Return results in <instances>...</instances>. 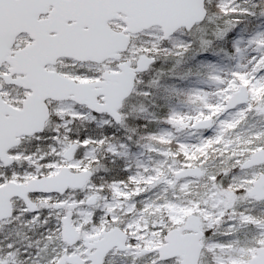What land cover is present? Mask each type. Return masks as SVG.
I'll return each mask as SVG.
<instances>
[{"label": "snow or ice", "instance_id": "6c2138e0", "mask_svg": "<svg viewBox=\"0 0 264 264\" xmlns=\"http://www.w3.org/2000/svg\"><path fill=\"white\" fill-rule=\"evenodd\" d=\"M257 10L264 0H0V264H264V132L243 157L230 135L264 115L240 86L264 88V32L230 80L208 63L244 55L229 33ZM184 58L212 70L219 100L194 90L196 114L163 122L214 134L146 133L140 147L163 159L121 168L145 101L178 91L141 75Z\"/></svg>", "mask_w": 264, "mask_h": 264}, {"label": "rangeland", "instance_id": "374dc122", "mask_svg": "<svg viewBox=\"0 0 264 264\" xmlns=\"http://www.w3.org/2000/svg\"><path fill=\"white\" fill-rule=\"evenodd\" d=\"M238 3L243 5L244 0H238ZM255 16H252L254 18V22L252 23H254L255 25L251 26V28L243 25L246 23V18H243L241 23L236 25L232 30V32L229 33V36H232L233 32L235 33V35L233 36L232 43L238 44L242 49H244L245 50L244 55L234 56L230 58L228 56L221 54L220 56H218L217 60L208 62V63L216 64L218 68L221 69V71H218L215 74L220 75L225 80L231 79L232 72L237 70V63H239L241 67H243L249 62L250 55L255 54L254 49L248 47L247 41L248 39L251 38V36H254L256 33L264 32V16L263 19L260 20H257ZM260 16L262 18V15ZM229 51H231V48H229ZM160 63L161 60H157L153 71L141 75V79L144 81L145 86L149 85V82L156 77L157 75L156 72L157 69L159 68ZM204 68L205 71L200 73L199 75L200 78L197 83H190L191 79H187L183 84L176 83L172 85V87L178 89V91L175 93L178 94L177 101H181V102L176 106H174L173 108H171L170 110H175L179 113L187 114L189 116L195 115L199 108V105L190 102L188 99V94L197 89H203L204 91H206L209 94L208 99L211 103L214 104L218 102L219 100V97L217 96L218 86L209 78L210 75L212 74V70L205 66ZM242 84L246 85L249 93L255 97V100L253 102V109H255L257 106H259L260 102L264 100V88L249 87L250 81L247 80H241L240 85ZM145 105L148 110L146 114V118L137 120L129 125L130 129L135 130V135H133V139L138 143L132 144L129 147L127 156L118 161V164L121 168L125 166H131V172H135L136 171L135 164L137 162L147 163L149 155L152 156L153 162L163 159L162 157L157 156L155 153H147L142 147H140V144L143 143V141H140V137L146 133L172 132L173 135L176 137L177 142H181L189 145L198 144L201 138H208L214 134V128L207 130H195L191 127L184 128L182 130L172 129L171 126L163 122V119L160 120L155 117H154L155 118L154 121L160 123L161 127L158 126L157 130L146 131L145 125H147V122L149 120H153L154 114L149 110L148 107L149 100L145 101ZM240 107H244V106L241 105L238 106L237 108H234L228 112L223 113L219 117V119L220 120L232 119L233 115L237 111H239ZM261 132H264V115L258 114L255 110H249L246 116L241 120L238 127L232 130L230 133L231 138L233 140V144L237 149L240 150L238 154L241 155V157H243L247 151H251L254 144L261 143V140L257 139V134ZM132 134L133 133L131 131L126 132L123 129H118L116 132V135L119 136L120 138H123L125 135H132ZM173 143H175V141ZM171 147L172 145L169 144L162 145L163 149H169ZM248 171L251 172L252 170L250 169Z\"/></svg>", "mask_w": 264, "mask_h": 264}, {"label": "trees", "instance_id": "16d2710c", "mask_svg": "<svg viewBox=\"0 0 264 264\" xmlns=\"http://www.w3.org/2000/svg\"><path fill=\"white\" fill-rule=\"evenodd\" d=\"M263 16L264 15H262L261 18L257 10V14L255 16L257 20L263 19ZM243 18H246V23L243 24L244 26L251 28V26L255 25L254 23H252L254 22V18L252 16L242 17L241 21L243 20ZM202 63L204 62H200L195 58H191V59L184 58L178 64L175 59H167V60L161 59V63L156 72V74H158L159 72L165 73V76L161 81V88L172 87V85L176 83L183 84L187 79H191L190 83H197L200 78L199 77L200 73L205 71V68L204 66H202ZM170 70H173L172 75H168ZM177 96H178L177 93L171 94L169 102L166 103L163 99H160L158 98L157 95H154L152 99H155L156 103L158 105H161V107L157 108L152 105L151 101H149L148 107L150 112H152L155 115V116L153 115L155 118L162 120L163 117L169 112L171 108H173L174 106H176L181 102V101H177L178 98ZM158 126L161 127V124L153 120V122L148 121L147 126L145 128L146 131L157 130Z\"/></svg>", "mask_w": 264, "mask_h": 264}, {"label": "water", "instance_id": "95a60500", "mask_svg": "<svg viewBox=\"0 0 264 264\" xmlns=\"http://www.w3.org/2000/svg\"><path fill=\"white\" fill-rule=\"evenodd\" d=\"M241 87H246V85H241ZM247 88V87H246ZM230 110V109H229ZM228 111V110H227Z\"/></svg>", "mask_w": 264, "mask_h": 264}]
</instances>
